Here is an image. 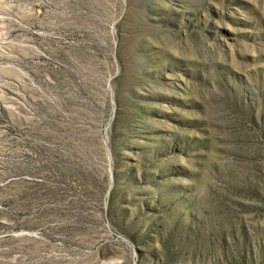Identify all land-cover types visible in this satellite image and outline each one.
Masks as SVG:
<instances>
[{
	"label": "rangeland",
	"instance_id": "obj_1",
	"mask_svg": "<svg viewBox=\"0 0 264 264\" xmlns=\"http://www.w3.org/2000/svg\"><path fill=\"white\" fill-rule=\"evenodd\" d=\"M0 264H264V0H0Z\"/></svg>",
	"mask_w": 264,
	"mask_h": 264
}]
</instances>
